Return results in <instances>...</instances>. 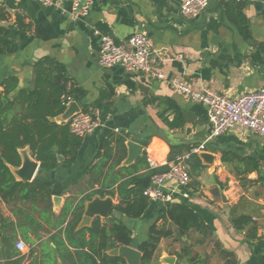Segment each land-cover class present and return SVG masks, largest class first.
Returning <instances> with one entry per match:
<instances>
[{
    "label": "crops",
    "instance_id": "1",
    "mask_svg": "<svg viewBox=\"0 0 264 264\" xmlns=\"http://www.w3.org/2000/svg\"><path fill=\"white\" fill-rule=\"evenodd\" d=\"M53 1L54 5H43L37 0H0V27L10 31L18 46L15 53L0 54V93L2 82L9 77L16 79L9 98L20 90H34V65L49 58L64 67L68 85L85 92L77 102L79 107L94 110L100 101V125L79 137L73 162L56 151L54 168L43 170L36 161L32 179L50 184L53 212L57 215L68 198L76 203L99 188L90 183L87 170L102 158L103 142L112 135L122 134L126 141L141 145L142 153L133 162L142 156L148 164L150 157L157 172L169 168L173 152L183 154L204 144L202 152L212 156L211 164L202 161V168L189 174L186 186L169 180L163 189L171 197L169 202L188 203L209 229L205 234L190 230L183 237L162 238L152 264H264V135L240 128L211 135L207 107L167 84L178 79L230 98L264 87V0H208L197 17L181 14L182 0H91L89 14L78 19L69 15L71 0ZM234 19L246 21V38ZM139 30L151 39L164 80L120 66L99 65L101 36L121 44ZM49 120L64 123L60 114ZM22 149L35 159L28 146ZM119 155L115 151L113 157ZM126 156L127 152L123 161ZM241 179L250 182L243 186ZM104 197L111 199L112 212L91 218L85 226L96 217L109 224L119 197ZM169 202L150 200L140 218L120 217L132 231L131 246L137 248L146 239L160 208ZM88 203L84 202L83 214ZM241 214L251 215L255 238H249L250 226L233 227L231 219ZM21 218L0 197V264H31L39 252L29 253L36 242L29 245L22 238ZM18 240L24 242V249L16 248ZM167 257H173V262L164 261Z\"/></svg>",
    "mask_w": 264,
    "mask_h": 264
},
{
    "label": "trees",
    "instance_id": "2",
    "mask_svg": "<svg viewBox=\"0 0 264 264\" xmlns=\"http://www.w3.org/2000/svg\"><path fill=\"white\" fill-rule=\"evenodd\" d=\"M236 5L240 7L241 2H236ZM234 22L239 33L246 38V21L234 19ZM17 50L10 31L0 27V54H12ZM34 70V90H20L9 98V93L16 86V79L9 77L2 82L3 91L0 93V197L11 205L14 215L22 217L19 232L24 241L29 245L36 242L29 253L36 249L39 252L33 255L31 264H58L59 261L62 264H125L122 258L107 251L133 244L132 231L120 217L138 219L143 215L150 203L144 191L157 170L150 168L142 156L131 164L122 165L127 152L126 137L112 135L103 142L102 158L87 170L90 183L98 184L99 188L87 192L76 203L73 197L68 198L56 215L52 210L50 184L38 178L26 183L17 181L8 165L20 164L18 149L26 146L43 170L55 167V151L62 154L68 163L73 162L80 138L70 131L68 122L57 124L49 117L61 114L69 102H79L85 92L68 85L64 67L49 58L35 63ZM95 107L101 108L100 101ZM82 111L89 110L82 106ZM115 151L121 153L117 158L113 157ZM180 153L173 152L170 160ZM201 162L197 154H190L184 161L190 175H195L202 168ZM248 182L247 179L240 180L243 186ZM96 194L100 197L117 194L119 197L109 224L101 223L96 217L90 226L78 228L84 202ZM231 223L239 230L250 226L249 238H255L256 224L251 215L234 216ZM208 229L199 213L188 203L171 201L165 204L160 208L156 221L149 226L146 239L136 244L142 253L141 264L153 263L162 238L176 239L186 236L190 230L205 234Z\"/></svg>",
    "mask_w": 264,
    "mask_h": 264
},
{
    "label": "built area",
    "instance_id": "3",
    "mask_svg": "<svg viewBox=\"0 0 264 264\" xmlns=\"http://www.w3.org/2000/svg\"><path fill=\"white\" fill-rule=\"evenodd\" d=\"M43 5H54L53 0H37ZM91 0H71L69 15L72 19L89 14ZM208 0H182L179 10L186 17H197L207 7ZM98 63L101 67L120 66L127 71L145 74L151 78L164 80L160 69L161 59L155 53L151 39L145 30L133 32L127 39L116 44L110 37L103 35L100 39ZM167 84L177 93L206 106L211 125V135H218L231 128H240L250 134L264 135V87L230 98L210 88L197 89L182 80H168ZM70 131L78 137L93 132L100 125L97 109L75 113L67 121ZM204 150V144L192 147L183 154H178L165 171L155 172L144 194L150 200L169 202L171 197L164 192L166 181L174 180L179 186H186L190 175L184 161L190 154ZM150 168L155 162L147 157ZM18 250L26 247L23 241L15 243Z\"/></svg>",
    "mask_w": 264,
    "mask_h": 264
},
{
    "label": "water",
    "instance_id": "4",
    "mask_svg": "<svg viewBox=\"0 0 264 264\" xmlns=\"http://www.w3.org/2000/svg\"><path fill=\"white\" fill-rule=\"evenodd\" d=\"M81 110L82 108L78 106L77 102H69L66 105L65 110L60 114V116L62 115V122H67L69 118H71L75 113L80 112ZM57 117H55V119ZM125 145L127 149V156L121 163L122 165L131 164L135 160V158L142 153V147L137 143L126 141ZM18 154L20 157V164L18 166L8 165V167L11 170L14 178L19 179H16L17 181H21L24 183L30 182L32 181V175L37 167V160L31 159V156L26 152V150L22 148L18 149ZM197 155L200 157L201 161L211 164L212 156L208 153L200 151L197 153ZM224 186L227 188V183H225ZM88 201L89 203L85 207L84 214L82 215L83 217H81L82 221L80 220L79 222V227L88 225L90 219L95 216L104 218L112 212V202L108 197L103 198L94 196L91 200ZM109 254L116 255L122 258L126 264H141L142 253L137 248L131 245H121L113 248L110 250ZM164 261L171 263L173 262V257H167L164 259ZM58 264H62V262L59 261Z\"/></svg>",
    "mask_w": 264,
    "mask_h": 264
},
{
    "label": "rangeland",
    "instance_id": "5",
    "mask_svg": "<svg viewBox=\"0 0 264 264\" xmlns=\"http://www.w3.org/2000/svg\"><path fill=\"white\" fill-rule=\"evenodd\" d=\"M154 263V262H153Z\"/></svg>",
    "mask_w": 264,
    "mask_h": 264
}]
</instances>
